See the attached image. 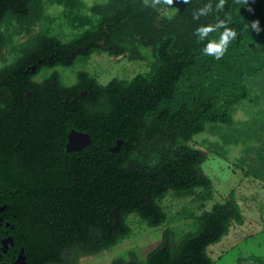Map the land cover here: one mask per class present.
Returning <instances> with one entry per match:
<instances>
[{"label": "trees", "instance_id": "1", "mask_svg": "<svg viewBox=\"0 0 264 264\" xmlns=\"http://www.w3.org/2000/svg\"><path fill=\"white\" fill-rule=\"evenodd\" d=\"M34 1L0 0V24L7 17L28 20ZM59 1L68 9L78 8L74 0ZM208 3L213 11L194 20L193 12ZM218 3H174L175 12L168 17L166 5L158 9L144 7L142 0H106L92 8L98 16L92 29L68 43L39 36L33 47L1 71L0 205L7 207L6 217L19 234L24 217H39L51 226L58 223V229L50 231L61 235L31 240L35 252L29 264H63L73 251L78 255L71 264H76L80 256L98 254L125 237L129 215H137L149 227L160 226L165 214L157 200L166 193L211 186L201 170L204 152L187 143L207 125H237L230 118L231 108L251 100L244 80L264 72V0L247 4L227 0L220 13ZM217 15L237 32L220 60L201 50L223 30L203 42L195 35L198 27L214 24ZM73 21H79V27L90 22L78 16ZM254 21H259V33L250 27ZM140 48L150 51L153 66L147 75L137 74L128 82L112 79L102 86L85 72L78 73L70 87L61 86L56 73L41 84L31 80L33 66L69 67L77 57L99 52L138 60ZM195 67L207 73L208 82L194 86L187 98L176 102L179 82ZM101 101L106 109L95 110ZM72 130L87 134L90 145L68 153L65 146ZM118 141L119 151L110 152ZM135 155H153L156 162L146 165ZM35 159L37 170H28ZM257 159L264 167V148ZM232 221L242 225L243 215L230 197L198 216L196 230L177 244L166 230L145 264H214L207 247L227 234ZM19 234L17 250L24 245ZM112 264L140 263L130 254L128 261L117 258ZM238 264H264V259Z\"/></svg>", "mask_w": 264, "mask_h": 264}, {"label": "rangeland", "instance_id": "2", "mask_svg": "<svg viewBox=\"0 0 264 264\" xmlns=\"http://www.w3.org/2000/svg\"><path fill=\"white\" fill-rule=\"evenodd\" d=\"M78 8L68 9L59 0H35L28 20L17 21L7 17L0 24V73L14 64L28 49L33 47L39 36L55 38L68 43L84 30L92 29L98 16L92 8L106 0H74ZM174 9L167 10L171 16ZM89 19L84 27L73 17ZM218 36L214 40H218ZM141 59H130L127 54L113 57L107 52L93 53L88 57H77L69 67H31L32 80L43 81L52 74L59 76L60 85L70 87L77 82V74L85 72L99 85L112 79L128 82L137 74L150 73L154 59L150 51L140 48ZM208 82L207 73L199 67L187 70L178 84L176 102L187 98L192 88ZM251 100L239 101L231 108L230 118L234 126L207 125L206 129L187 143L205 154L201 170L211 181L207 189L197 188L191 193L168 192L157 200L165 214V221L158 227H149L137 215L125 217L128 234L116 245L94 255H82L76 264H112L121 258L128 261L130 254L136 261L145 264L147 255L157 248L166 230L173 234L177 244L182 238L194 232L197 219L204 211H210L214 204H220L230 197H236L243 215V224L231 222L229 231L219 244L207 247V255L214 264H238V260L264 259V167L257 159L264 148V72L244 80ZM2 94V93H0ZM106 109L101 101L95 110ZM134 158L146 165L156 162L153 155ZM214 249H217L216 251ZM78 252L75 251V256Z\"/></svg>", "mask_w": 264, "mask_h": 264}, {"label": "flooded vegetation", "instance_id": "3", "mask_svg": "<svg viewBox=\"0 0 264 264\" xmlns=\"http://www.w3.org/2000/svg\"><path fill=\"white\" fill-rule=\"evenodd\" d=\"M43 81H39V82L33 81V82L36 84H41ZM29 96L30 94L28 93L27 97ZM39 106H40V111L43 113L44 103H42V105L39 104ZM40 121L43 126L44 119H40ZM28 161L30 160L29 158L26 157L24 165L27 166ZM37 163L38 161L36 159L32 160L29 163V166L32 168H29L28 170L30 171L37 170L36 168ZM40 164H42V161H40ZM5 210H7V207L5 205H0V264H29L35 252L34 250L33 251L31 250L32 248L31 240L45 239L48 237L58 238L61 236L59 231L53 233L50 231L52 227L54 228V226L56 229H58L57 228L58 223L56 225L52 224L51 226V223H45L44 219H41L39 217H24L23 232L19 234L18 231H15L16 229L15 225L12 224V222L9 220L10 218L6 217ZM17 234H19L24 240V245L19 247L18 250L16 249ZM69 236H71V234ZM74 258H75V252L73 251L68 254L65 261H63V264H71V262L75 261ZM49 264H53V263H49Z\"/></svg>", "mask_w": 264, "mask_h": 264}, {"label": "clouds", "instance_id": "4", "mask_svg": "<svg viewBox=\"0 0 264 264\" xmlns=\"http://www.w3.org/2000/svg\"><path fill=\"white\" fill-rule=\"evenodd\" d=\"M239 2V0H236ZM144 7H153L158 8L161 5L168 6V10L174 9V3H183L185 5L190 3V0H142ZM244 3H248V0H244ZM227 0H219V3L216 5V12H223ZM251 11V9H249ZM213 11V6L211 3L204 5L203 7L197 9L193 12V19L199 20L201 16H207ZM252 31L259 33L261 31L259 26V21H254L250 23ZM223 30L220 32L218 40H208V37L211 33ZM195 35L199 38V42L208 40L204 48L201 50L205 56H212L216 60L223 58L227 52L229 44L237 38V32L228 26V20L221 18L219 15L216 17V22L214 24H209L206 26H201L196 29Z\"/></svg>", "mask_w": 264, "mask_h": 264}, {"label": "water", "instance_id": "5", "mask_svg": "<svg viewBox=\"0 0 264 264\" xmlns=\"http://www.w3.org/2000/svg\"><path fill=\"white\" fill-rule=\"evenodd\" d=\"M74 102L75 99L72 100V103ZM90 143H91L90 138L87 134L72 130L68 133V141L65 147L68 153H72V152L80 151L85 146L90 145ZM121 144L122 142L118 141L114 147L110 148V152L119 151V146ZM113 215L115 219V224L118 225V218L114 211H113Z\"/></svg>", "mask_w": 264, "mask_h": 264}, {"label": "crops", "instance_id": "6", "mask_svg": "<svg viewBox=\"0 0 264 264\" xmlns=\"http://www.w3.org/2000/svg\"><path fill=\"white\" fill-rule=\"evenodd\" d=\"M254 179L257 180L258 183H264V180H262V179H260V178H258V177H256V176L254 177ZM232 198H233L234 200H236V197H235V196L232 197ZM227 199H228V198H227ZM224 202H225V201H224ZM235 202H236V204L238 205V202H237V201H235ZM222 203H223V202H222ZM238 207H239V205H238ZM240 211H241V210H240ZM241 214H242V213H241ZM222 238H223V237H222ZM222 238H221V239H222ZM221 239H220V241H221ZM220 241H219L218 243H215V244H219ZM214 250L216 251L217 249H214Z\"/></svg>", "mask_w": 264, "mask_h": 264}]
</instances>
